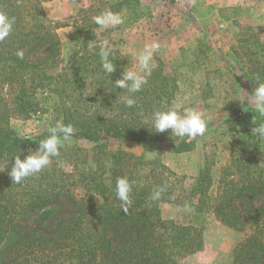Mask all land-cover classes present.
Segmentation results:
<instances>
[{
  "label": "trees",
  "instance_id": "1",
  "mask_svg": "<svg viewBox=\"0 0 264 264\" xmlns=\"http://www.w3.org/2000/svg\"><path fill=\"white\" fill-rule=\"evenodd\" d=\"M46 1L50 0H0V12L15 20L13 31L0 41V241L14 230L17 212L44 208L40 218L48 219L52 210L47 205L65 199L73 215L53 232L27 229L2 254L0 264H178L202 248L208 214L244 233L232 264H244L251 251H257L258 264H264V168L256 159L261 137L245 134L240 148H231L216 179L208 175V167L186 177L156 158L106 149L100 142L107 137L138 143L165 138L168 130L154 132L152 117L156 111L172 109L176 83L154 68L139 92L116 88L115 80L128 71L124 57L107 47L115 71L105 72L99 55L104 46L94 39L90 26L75 29L62 43L58 27L45 15ZM123 3L134 21L138 0ZM248 55V74L257 86L264 83V43L255 42ZM127 96L135 100L132 107L124 103ZM14 113H48L50 128L71 125V136L95 144L90 158L94 166L88 164L86 150L60 145L48 166L20 183L12 181L15 156L33 154L50 135L47 130L33 138L19 136L8 123ZM255 123L264 124V117L257 113ZM58 135L61 139L64 134ZM193 145L184 139L171 143L174 153L188 152ZM69 165L72 170L67 171ZM119 178L132 185L130 205L116 196ZM77 188L81 196L75 194ZM157 192L158 198H153ZM161 202L182 208L186 221L162 219ZM115 222L131 224L138 232L116 243L109 235Z\"/></svg>",
  "mask_w": 264,
  "mask_h": 264
},
{
  "label": "rangeland",
  "instance_id": "2",
  "mask_svg": "<svg viewBox=\"0 0 264 264\" xmlns=\"http://www.w3.org/2000/svg\"><path fill=\"white\" fill-rule=\"evenodd\" d=\"M42 7L47 19L58 27L62 43L75 29L90 26L99 44L124 57L128 71H139L138 55L146 45L159 44L150 63L155 65L152 70L160 68L176 83L171 108L181 115L186 109H194L206 122L205 133L195 138L177 137L169 129L165 138L143 143L107 137L100 142L106 149H120L145 160L156 158L186 177H194L208 167V175L216 179L231 148H240L243 136L252 133L257 112L250 103V93L256 85L248 74L252 60L248 52L255 42L264 43V0H138V15L132 22L123 0H50ZM106 11L119 14L123 23L108 28L94 23L93 18ZM67 50L64 45L63 51ZM8 121L19 136L33 138L49 130L52 119L48 113L30 117L14 113ZM236 130L239 133L234 134ZM180 139L192 141L193 149L174 153L171 143ZM60 140L61 145L86 150L88 164L94 166L90 161L94 143L65 134ZM257 143L256 159L264 168V138ZM65 169L70 171L72 166ZM75 194L81 196L82 190L77 188ZM46 208L52 210L48 219L40 218L44 208L15 214L14 230L0 241V257L27 229L53 232L73 215V206L65 199L53 200ZM159 209L164 220L186 221L183 209L173 203L161 202ZM203 226L202 248L179 259L178 264H232L234 248L244 233L218 222L211 214ZM137 232L131 224L115 222L109 235L117 243ZM257 254L251 251L244 264H258Z\"/></svg>",
  "mask_w": 264,
  "mask_h": 264
},
{
  "label": "clouds",
  "instance_id": "3",
  "mask_svg": "<svg viewBox=\"0 0 264 264\" xmlns=\"http://www.w3.org/2000/svg\"><path fill=\"white\" fill-rule=\"evenodd\" d=\"M97 25L108 28L120 25L123 19L119 14L111 11H106L101 15L93 18ZM15 20L10 18L5 13L0 12V41H4L13 31ZM159 44L153 42L151 45H146L142 53L138 55L139 71L123 72L119 79H116L114 86L119 89H127L130 94L139 92L147 83V77L151 74V64L154 51L159 49ZM102 67L108 74L115 71V65L109 60L110 51L106 46L101 48L99 53ZM143 73V74H141ZM257 80L259 77L256 78ZM124 103L128 107L135 104V100L131 96L124 98ZM250 103L254 105L255 111L264 117V83H258L254 90L250 93ZM252 129V133L258 137L264 138V124L256 125ZM152 126L156 133H163L171 130L177 137H192L202 136L206 131V122L203 114L194 109H186L181 115L176 109L167 111H156L153 113ZM50 135L40 142L37 150L26 155L21 159L18 155L14 158V164L10 172L11 180L20 183L24 178L40 172L43 168L49 165L50 157L59 154L61 140L58 133H63L65 136L71 135L73 132L71 125H62L57 123L55 127L49 129ZM132 185L126 178H119L116 184V196L126 205L131 204L130 193ZM157 192L153 198H158Z\"/></svg>",
  "mask_w": 264,
  "mask_h": 264
}]
</instances>
